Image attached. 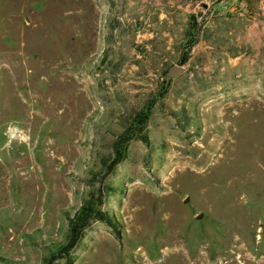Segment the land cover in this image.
<instances>
[{
  "label": "rangeland",
  "instance_id": "obj_1",
  "mask_svg": "<svg viewBox=\"0 0 264 264\" xmlns=\"http://www.w3.org/2000/svg\"><path fill=\"white\" fill-rule=\"evenodd\" d=\"M98 185L54 264H264V0H0V264Z\"/></svg>",
  "mask_w": 264,
  "mask_h": 264
},
{
  "label": "trees",
  "instance_id": "obj_2",
  "mask_svg": "<svg viewBox=\"0 0 264 264\" xmlns=\"http://www.w3.org/2000/svg\"><path fill=\"white\" fill-rule=\"evenodd\" d=\"M121 138V137H120ZM145 138V136L143 137ZM120 141V139H119ZM124 157L123 149H121L118 140L115 142L114 155L110 160L106 158L103 162L106 164V170L102 173L106 175ZM108 185L103 190L102 186L98 185L96 191H90L88 196L84 197L80 205L74 210L73 214L68 216V236L55 251L46 256L41 264H54V259L59 254L68 253L69 250L76 244V242L83 235L85 228L89 225L91 220L98 219L107 225L111 226L116 234H119V221L113 213L107 208H103V196L110 192ZM71 259H68V264Z\"/></svg>",
  "mask_w": 264,
  "mask_h": 264
},
{
  "label": "water",
  "instance_id": "obj_3",
  "mask_svg": "<svg viewBox=\"0 0 264 264\" xmlns=\"http://www.w3.org/2000/svg\"><path fill=\"white\" fill-rule=\"evenodd\" d=\"M183 70H184L183 66L177 65V64H171L165 73L166 82L168 81V79L171 76H175V75L179 74L180 72H182Z\"/></svg>",
  "mask_w": 264,
  "mask_h": 264
},
{
  "label": "crops",
  "instance_id": "obj_4",
  "mask_svg": "<svg viewBox=\"0 0 264 264\" xmlns=\"http://www.w3.org/2000/svg\"><path fill=\"white\" fill-rule=\"evenodd\" d=\"M230 7H232V5H230Z\"/></svg>",
  "mask_w": 264,
  "mask_h": 264
}]
</instances>
